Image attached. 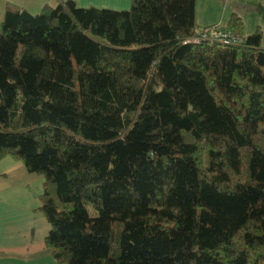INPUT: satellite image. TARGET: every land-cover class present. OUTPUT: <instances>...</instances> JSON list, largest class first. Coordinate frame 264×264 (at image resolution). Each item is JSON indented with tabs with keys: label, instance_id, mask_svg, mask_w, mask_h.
<instances>
[{
	"label": "trees",
	"instance_id": "16d2710c",
	"mask_svg": "<svg viewBox=\"0 0 264 264\" xmlns=\"http://www.w3.org/2000/svg\"><path fill=\"white\" fill-rule=\"evenodd\" d=\"M195 1L0 15V160L43 178L57 264H264L261 35Z\"/></svg>",
	"mask_w": 264,
	"mask_h": 264
},
{
	"label": "crops",
	"instance_id": "0c3cea01",
	"mask_svg": "<svg viewBox=\"0 0 264 264\" xmlns=\"http://www.w3.org/2000/svg\"><path fill=\"white\" fill-rule=\"evenodd\" d=\"M79 8L128 10L131 0H72ZM58 0H0V15L8 4L30 14ZM264 0H196L195 23L199 29H227L232 17L239 20L240 35H261L264 48V18L258 6ZM239 35V36H240ZM240 36V37H241ZM43 178L26 171L23 164L5 157L0 160V264H57L44 240L50 226L38 211Z\"/></svg>",
	"mask_w": 264,
	"mask_h": 264
},
{
	"label": "built area",
	"instance_id": "2783aa9c",
	"mask_svg": "<svg viewBox=\"0 0 264 264\" xmlns=\"http://www.w3.org/2000/svg\"><path fill=\"white\" fill-rule=\"evenodd\" d=\"M211 29L214 32L215 37L218 38L223 44H233L240 40L239 36L233 35L226 29H221L218 27H212Z\"/></svg>",
	"mask_w": 264,
	"mask_h": 264
}]
</instances>
